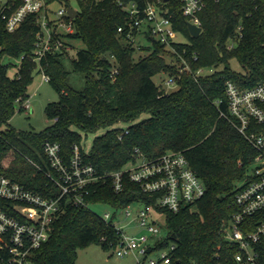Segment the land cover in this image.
Returning a JSON list of instances; mask_svg holds the SVG:
<instances>
[{"label": "trees", "instance_id": "1", "mask_svg": "<svg viewBox=\"0 0 264 264\" xmlns=\"http://www.w3.org/2000/svg\"><path fill=\"white\" fill-rule=\"evenodd\" d=\"M169 1L173 28L186 39L172 43L176 52L172 57L186 61L190 71L180 72L169 65L164 58L166 47L152 39H148L152 46L142 49L146 54L134 60L132 45L117 35L126 17L116 0L79 2L76 30L68 38L85 46L72 60V72L83 75L84 87L76 90L69 84L71 72L63 65L66 52L42 58L40 63L59 100L46 106V117L53 123L38 133L17 131L8 124L17 103L19 111L23 110L27 85L37 67L30 57L35 17L28 16L14 33L5 32L0 24V177L45 198H57L60 190L48 176L54 172L43 150L45 142L59 144L66 162L78 146L84 162L101 175L131 163L135 149L150 159L182 152L206 186V194L177 213L157 208L165 215L166 233L148 254L173 246L172 264H237L238 246L228 242L221 229L239 210L236 185L250 178L257 152L233 125L225 84L231 81L242 89L264 84V0H207L199 14L201 33L196 38L188 32L179 3ZM6 58L20 59L17 77L9 76L11 65ZM231 60L237 61L242 73L230 67ZM200 68L213 71L197 77ZM159 73L174 77L177 88L167 94L160 91L153 80ZM125 129L128 135L119 139ZM251 129L264 133V123L253 122ZM100 131L104 132L85 151L83 137ZM123 187L115 193L110 180L100 182L86 201L115 209L134 202L155 206L158 196L144 193L127 177ZM0 207H4L2 200ZM61 208L50 239L35 252L34 264H76L77 248L92 243L117 246L116 230L90 207L76 206L63 197ZM263 220L264 211L246 218L241 230L253 232ZM254 251L256 264H264V235Z\"/></svg>", "mask_w": 264, "mask_h": 264}, {"label": "built area", "instance_id": "2", "mask_svg": "<svg viewBox=\"0 0 264 264\" xmlns=\"http://www.w3.org/2000/svg\"><path fill=\"white\" fill-rule=\"evenodd\" d=\"M69 1L0 0V24L7 33L16 32L28 16L35 17V41L30 57L37 64L45 82H49L50 78L40 63L42 58L48 54L68 51L70 47L64 39L73 35L76 30L74 23L76 17L72 18L68 14V8H72L68 4ZM75 1L79 7V2L86 0ZM206 1L176 0L187 24L200 28L199 14L205 8ZM116 2L126 17L125 25L117 28V35L123 37L124 41L134 47L137 34L144 28L148 39L174 50L172 43L177 42V36L181 35L174 30L169 18V0H116ZM53 3H60L63 6L54 11L51 7ZM75 11L78 16L79 9ZM231 47L232 45L229 46ZM261 47L264 53V31ZM185 69L190 71L189 65ZM212 71L200 68L195 72V76H205ZM113 73L115 74L116 70ZM176 85L175 78L166 82L167 87ZM168 92L164 91L166 94ZM225 93L228 111L235 119L233 125L257 154L252 164L254 167L252 177L246 179L235 194V203L239 210L233 214L229 222L222 225L221 232L228 242L238 246V253L235 256L237 264H256L257 254L254 245L264 235V220L253 232L247 234L243 233L241 226L246 218L264 211V133L251 129L253 122L264 123V84L242 89L227 81ZM22 107L25 110L30 109L28 103ZM128 133L129 130L125 129L118 138L122 139V136ZM43 150L49 167L54 172V175L48 176L58 186L60 194L57 198H45L9 178L0 177V200L4 202L5 208L4 210L0 207V264H34L35 252L50 239L53 225L62 213L63 197L71 199L76 206L90 207L91 204L87 203L86 199L96 192L94 189L96 185L110 180L114 192L121 193L126 177L138 184L144 193L157 195L155 206L134 202L119 208L124 211V219L129 220L133 217L130 223L135 222L139 228L132 236L123 228H117L112 224L111 220L115 215L106 213L100 218L111 225L118 234L116 255L124 257L133 254L138 264H144L150 255L148 250L154 248L155 244L165 237L161 235V228L156 221L160 215L157 208L177 213L181 208L196 203L206 194V186L195 174L182 152H166L150 159L135 149L131 163L119 171L101 175L92 165L84 162L78 146L73 147L72 157L68 162L64 160L61 147L57 143L45 142ZM132 205L139 207L132 212L130 210ZM173 249V246H170L168 249L159 250L158 260L150 259L147 264H172L170 252Z\"/></svg>", "mask_w": 264, "mask_h": 264}, {"label": "rangeland", "instance_id": "3", "mask_svg": "<svg viewBox=\"0 0 264 264\" xmlns=\"http://www.w3.org/2000/svg\"><path fill=\"white\" fill-rule=\"evenodd\" d=\"M68 4L75 10L79 9L75 0H70ZM62 6L63 5L60 3H53L51 7L55 11L59 10ZM176 41L185 43L186 39L183 36H177ZM64 42L70 47L69 50L66 51L67 56L65 55L63 61V65L66 70L71 72L69 75V84L76 90H82L84 87V78L82 74L72 72V60L76 58L77 52L83 50L85 46L81 41L71 38L64 39ZM135 46L139 47L140 49L136 48ZM135 46L133 47L136 51L133 55L134 60H137L139 57L146 54V51H142L143 48H150L152 46L151 42L147 38L144 28H142L137 34L135 38ZM166 52L167 54H165L164 58L169 65L175 66L180 72L186 70L185 68L188 65L186 61L180 60L178 62L176 61L175 57H172L174 54H176L174 50L166 47ZM5 62L10 63L11 65L8 70L9 76L17 77L21 64L20 59L6 58ZM230 67L236 72H243L236 60L230 61ZM172 78L174 77H170L165 73H159L153 80L160 91H169L168 93H170L177 88V85L172 87L166 86V82ZM27 94L28 98L23 104L28 103L30 109H23L19 111L20 104L17 103L15 105V113L9 120L8 124L17 131L38 133L52 125L53 121L46 117L45 109L48 104L57 102L59 100V95L49 82L43 81L42 73L38 67H36L32 72L31 82L27 85ZM23 104H21V106ZM103 132L104 131H100L96 134H88L87 137H83V149L85 151H89L95 137L100 136ZM10 159L11 155H9V157L4 160L5 166L9 164ZM253 169L254 167L251 166L248 172V177H252ZM243 184L244 182H239L236 186L239 188ZM138 207L139 205H132L130 210L134 212ZM90 209L99 216H103L106 213L115 215V218L111 220L112 224L117 228H123L129 236H132L139 231V228L136 226L135 222L130 223L133 217L129 220L124 219V211L122 209H115L105 204H93L90 206ZM156 221L161 228V235L165 236V215H158ZM117 249L118 247L104 248L102 245L96 243H92L86 247L77 248L76 264H138L133 254L126 255L124 257H118L116 255ZM159 256L160 252L158 251L150 254L144 264H147V261L150 259L157 261Z\"/></svg>", "mask_w": 264, "mask_h": 264}, {"label": "water", "instance_id": "4", "mask_svg": "<svg viewBox=\"0 0 264 264\" xmlns=\"http://www.w3.org/2000/svg\"><path fill=\"white\" fill-rule=\"evenodd\" d=\"M68 14L72 17L75 18L77 17V12L75 10H73L72 8H68ZM187 29L188 32L190 34L191 37L196 38L200 35L201 33V28L191 25V24H187Z\"/></svg>", "mask_w": 264, "mask_h": 264}]
</instances>
